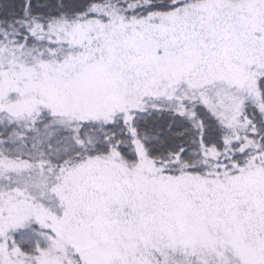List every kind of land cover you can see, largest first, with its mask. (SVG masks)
Here are the masks:
<instances>
[{
    "label": "snow or ice",
    "instance_id": "1",
    "mask_svg": "<svg viewBox=\"0 0 264 264\" xmlns=\"http://www.w3.org/2000/svg\"><path fill=\"white\" fill-rule=\"evenodd\" d=\"M0 264H264V0H0Z\"/></svg>",
    "mask_w": 264,
    "mask_h": 264
}]
</instances>
